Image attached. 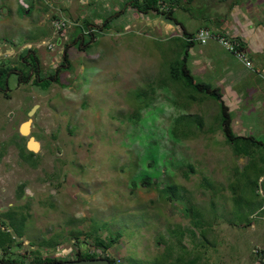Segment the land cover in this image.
Instances as JSON below:
<instances>
[{"label": "rangeland", "instance_id": "1", "mask_svg": "<svg viewBox=\"0 0 264 264\" xmlns=\"http://www.w3.org/2000/svg\"><path fill=\"white\" fill-rule=\"evenodd\" d=\"M135 1L27 0L29 14L20 0H0V65L30 49L43 76L70 53L48 89L12 75L11 99L0 93V259L69 258L102 241L98 252L118 264H257L264 148L238 155L221 103L174 75L177 59L204 47L187 45L186 32H215L227 5L155 0L158 14ZM54 16L68 21L61 40ZM250 60L252 69L234 59L235 71L243 85L253 75L264 87V69ZM224 100L234 132L264 141V103ZM27 123L23 145L40 143L34 165L9 145Z\"/></svg>", "mask_w": 264, "mask_h": 264}, {"label": "crops", "instance_id": "2", "mask_svg": "<svg viewBox=\"0 0 264 264\" xmlns=\"http://www.w3.org/2000/svg\"><path fill=\"white\" fill-rule=\"evenodd\" d=\"M200 1L208 3L211 0ZM201 2L199 0H189V3L194 6ZM214 5H227L228 8L215 32L223 33L232 40L240 42L246 54L264 69V0H216ZM186 33L187 45L194 46L197 44L189 41V37L195 32ZM206 45L207 48H204ZM204 47L199 53L194 51L189 59V63L194 66L196 77L201 76L203 83L205 82L210 87L218 89L223 95V99L230 98L231 104H244L250 100L256 103H264V87L251 80L254 79L253 75L249 77L247 74L249 79L246 77L244 80H248L243 85L242 76L238 75L234 68V59L237 62L239 61L235 55L226 49L218 50L222 48L219 43L215 46L208 42ZM239 62L245 67L241 61ZM239 67V71L242 73L245 69ZM192 73L194 72L192 71ZM233 78L238 81H233ZM249 80L252 82L249 83ZM225 103L227 104V101Z\"/></svg>", "mask_w": 264, "mask_h": 264}, {"label": "trees", "instance_id": "3", "mask_svg": "<svg viewBox=\"0 0 264 264\" xmlns=\"http://www.w3.org/2000/svg\"><path fill=\"white\" fill-rule=\"evenodd\" d=\"M133 7H144V12H150L156 11L159 7L156 6L155 0H136L133 3ZM24 11H28L29 14L32 13V9L30 6L28 8L23 7ZM142 11V9H140ZM171 9L163 11L164 13H167L168 15H171ZM157 13L160 14V9L157 10ZM54 19H58V16H54ZM105 23V22H104ZM106 26V25H105ZM3 63V62H2ZM180 66V71L175 72V76L182 75L181 77L177 78L178 80L184 81L186 86H191L197 91L208 93L210 98L216 99L221 103L222 106V120L221 125L223 128V133L226 137V141L228 144H231L234 147V151L240 155V156H251L255 149H258L259 152H262L260 147L264 148V141L262 140H256L251 136L243 137L240 135H237L233 128H232V116L230 113L229 106L225 103L223 99V95L220 93L218 89H214L210 87L208 84L205 83H197L195 80V77L192 75L191 70L189 69V55L186 53L181 59H177L176 66ZM4 68V64L1 65ZM37 84V83H36ZM43 89H48L51 86L50 81H44L41 84H38ZM21 157L30 162L32 165H34L33 159L36 156L34 152H27L26 148L24 146L21 147L20 151ZM188 177V176H187ZM203 233L206 232L204 229H202ZM205 234V233H204ZM113 238H110L111 243H115L117 241V238L112 236ZM3 245V244H2ZM106 245L104 242L100 241L98 242V245L89 246L88 249L82 250L80 247L75 250V256L73 257H67V258H58V257H51L46 256L42 257L41 255H34L28 260L24 261H17L15 259H7V258H1L2 261L9 262V263H47V262H56V261H67V260H76V259H93V258H105L108 259L111 264H118L114 258H112L110 255L102 252H98L99 250L103 249L106 250ZM7 246V245H6ZM10 249V246H7ZM24 256L27 258L28 254H24Z\"/></svg>", "mask_w": 264, "mask_h": 264}, {"label": "flooded vegetation", "instance_id": "4", "mask_svg": "<svg viewBox=\"0 0 264 264\" xmlns=\"http://www.w3.org/2000/svg\"><path fill=\"white\" fill-rule=\"evenodd\" d=\"M92 33L93 32L91 31V35H92ZM86 34H90L89 31H87V33L78 34L76 37L72 38V42H71L70 47L68 49H71L73 45H79L80 43H83V42L85 44V35ZM61 44H62V42H61ZM69 56H70V53L68 50H66L63 54L62 61L59 64L60 68L59 69H57V68L52 69L53 70L52 73H45V74H43V76H41V74H42L41 62H40L39 57H37V54L35 51L32 52V50L27 49L25 55L19 60L18 64L11 65L9 63V62H11V60L9 59L6 62V64L4 65V68H3V66L0 65V93L1 92L3 93L5 99H11V96L8 95V92L11 90L10 86H11L12 75L17 76V85L18 84L19 85H22V84L28 85L31 82L32 78H35V80L33 82H35V84L37 83L36 84L37 86H38V84H41L44 81H50L51 84L53 82H55V83L59 82L61 67H66L67 65H69V59H70ZM65 69H63V70H65ZM17 85H15V86H17ZM37 110H38V108H37ZM37 110H36V112H37ZM30 111L28 112V115H29ZM36 112L34 113V115L36 114ZM20 131L21 132H19L18 134H13L9 139V145L15 147L19 152L21 151L22 146H25L28 149V142H29V141H27L25 143V145H23V140L25 138V135L22 134V129ZM22 160L25 163H29L28 161L24 160L23 158H22ZM81 249L86 250L88 248L81 247Z\"/></svg>", "mask_w": 264, "mask_h": 264}, {"label": "built area", "instance_id": "5", "mask_svg": "<svg viewBox=\"0 0 264 264\" xmlns=\"http://www.w3.org/2000/svg\"><path fill=\"white\" fill-rule=\"evenodd\" d=\"M20 3L26 8L29 7L27 0H20ZM54 28L59 36L58 39L61 40L65 37V33L68 29V21H66L65 18L56 19L54 21ZM211 40H215V42L223 46L228 52L235 55V57L246 67L250 69L253 68L249 56L244 51L243 45L238 41L232 40L230 37L223 33L212 32L211 30H200L198 33L193 34L189 37L190 42H196L202 45L207 44ZM52 47L54 46H49V48ZM253 253L256 257L257 264H264V247L256 246L253 250Z\"/></svg>", "mask_w": 264, "mask_h": 264}, {"label": "water", "instance_id": "6", "mask_svg": "<svg viewBox=\"0 0 264 264\" xmlns=\"http://www.w3.org/2000/svg\"><path fill=\"white\" fill-rule=\"evenodd\" d=\"M38 106H35L29 113V116H33L36 112ZM30 124V123H29ZM30 127V126H29ZM22 134L27 136L29 134V131L25 132L22 130ZM31 143H33L35 146L32 147ZM28 149L31 152H38L40 150V143L35 141L33 138H30L28 142ZM0 264H36V263H9L2 261L0 259ZM41 264H111V262L108 259L105 258H93V259H76V260H67V261H56V262H47V263H41Z\"/></svg>", "mask_w": 264, "mask_h": 264}, {"label": "bare ground", "instance_id": "7", "mask_svg": "<svg viewBox=\"0 0 264 264\" xmlns=\"http://www.w3.org/2000/svg\"><path fill=\"white\" fill-rule=\"evenodd\" d=\"M29 126H30L29 123H27L26 125H24V126H23V131L27 132ZM31 146L34 147L35 145H34L33 143H31Z\"/></svg>", "mask_w": 264, "mask_h": 264}]
</instances>
